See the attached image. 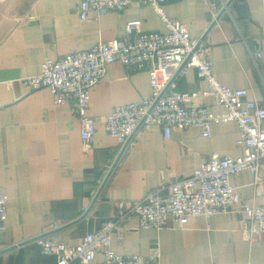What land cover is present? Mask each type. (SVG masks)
Masks as SVG:
<instances>
[{
  "label": "crops",
  "instance_id": "1",
  "mask_svg": "<svg viewBox=\"0 0 264 264\" xmlns=\"http://www.w3.org/2000/svg\"><path fill=\"white\" fill-rule=\"evenodd\" d=\"M77 4L0 0V192L7 195L0 264H55L36 238L79 244L86 233L118 217L119 201L190 176L213 155L242 154L233 121L213 123L208 139L199 138L196 128L173 127L169 138L159 127L139 129L121 152L123 146L105 132L104 117L115 105L150 95L151 87L146 71L129 74L119 62L90 89L87 116L94 119L95 132L84 148L74 104L56 105L48 89L30 91L22 79L39 74L45 58L121 39L129 20H140L144 31L167 29L141 0L94 21H82ZM163 8L186 25L192 41L206 33L219 83L246 89L248 100L264 104V0H166ZM207 90V81L198 79L193 68L175 87L178 93H199L192 106L211 114L223 111ZM230 183L239 186L249 205L263 204L264 162L255 175L244 170ZM243 220L237 206L228 213L192 216L169 229H136L138 217L130 216L111 233V248L139 255L144 264H264V237L247 233ZM101 261L98 252L90 264Z\"/></svg>",
  "mask_w": 264,
  "mask_h": 264
},
{
  "label": "built area",
  "instance_id": "2",
  "mask_svg": "<svg viewBox=\"0 0 264 264\" xmlns=\"http://www.w3.org/2000/svg\"><path fill=\"white\" fill-rule=\"evenodd\" d=\"M135 1L77 0V13L82 21H94L109 12L123 11ZM141 1L150 4L166 33L144 31L140 20H129L121 39L100 41L57 59L45 58L40 73L24 77V85L30 91L48 89L56 105L73 103L80 137L84 148H88L95 132V121L87 116L90 89L107 76L113 63L119 62L129 74L146 71L151 87L150 95L139 102L115 105L104 117L105 132L120 146L139 129L146 132L159 127L164 138H169L173 127L196 128L199 138L208 139L213 123L233 121L238 127L237 144L242 154L234 158L213 155L190 176L164 184L141 198L119 201L118 217L86 233L79 244L36 238L42 252L56 258L55 264H90L98 252L101 264H144L139 255H124L111 248V233L130 216L138 217L136 229H169L185 225L192 216L210 217L237 206L244 215L245 231L257 240L264 237V203L249 205L239 186L230 183L231 176L244 170L255 175L264 162V104L248 100L246 89H232L215 79L205 33L192 41L186 25L165 13L166 0ZM192 68L198 79L207 81L205 94L212 96L223 111L211 114L206 107L192 106V99L199 96L197 92L175 91L178 78ZM6 204L7 195L0 192V233L6 228ZM151 264L159 263L153 260Z\"/></svg>",
  "mask_w": 264,
  "mask_h": 264
},
{
  "label": "water",
  "instance_id": "3",
  "mask_svg": "<svg viewBox=\"0 0 264 264\" xmlns=\"http://www.w3.org/2000/svg\"><path fill=\"white\" fill-rule=\"evenodd\" d=\"M205 35H206V33H205ZM127 142H128V141H127ZM127 142H126V144H127ZM126 144H124V145H123V148H122L121 152L124 150V148H125ZM103 185H104V183H102V184H101V186H100V188H99V190H98V193H97V195L100 193V191H101V189H102ZM97 195H96V196H97ZM95 199H96V197H95ZM95 199H93V201H92V203H91V205H90L89 209H90V208H91V206L93 205V203H94ZM89 209L86 211V213L84 214V216L87 214V212L89 211Z\"/></svg>",
  "mask_w": 264,
  "mask_h": 264
}]
</instances>
